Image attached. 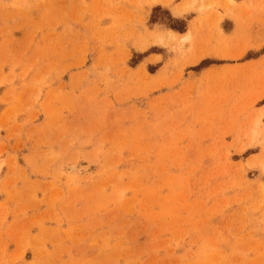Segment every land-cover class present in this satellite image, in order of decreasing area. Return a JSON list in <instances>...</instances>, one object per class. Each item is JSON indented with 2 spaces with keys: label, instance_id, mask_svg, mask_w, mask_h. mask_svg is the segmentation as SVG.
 <instances>
[{
  "label": "rangeland",
  "instance_id": "1",
  "mask_svg": "<svg viewBox=\"0 0 264 264\" xmlns=\"http://www.w3.org/2000/svg\"><path fill=\"white\" fill-rule=\"evenodd\" d=\"M176 1L0 0V264H264V0Z\"/></svg>",
  "mask_w": 264,
  "mask_h": 264
},
{
  "label": "crops",
  "instance_id": "2",
  "mask_svg": "<svg viewBox=\"0 0 264 264\" xmlns=\"http://www.w3.org/2000/svg\"><path fill=\"white\" fill-rule=\"evenodd\" d=\"M183 0H178V1H176L175 2V4H180L181 2H182ZM163 8V7H162ZM151 13H152V10H151V12H150V15H151ZM174 17V16H173ZM174 18H176V19H180V18H177V17H174ZM232 33V34H231ZM233 33H234V30H231V31H229V33H227L228 35H233ZM154 54H151V55H149L147 58H145V60H147V59H149L150 57H152ZM155 55H157V56H162L161 54H155ZM163 57V56H162ZM162 60H163V58H162ZM149 64V63H148ZM147 64V65H148ZM164 66H162L160 69H159V71L163 68ZM158 71V72H159Z\"/></svg>",
  "mask_w": 264,
  "mask_h": 264
},
{
  "label": "trees",
  "instance_id": "3",
  "mask_svg": "<svg viewBox=\"0 0 264 264\" xmlns=\"http://www.w3.org/2000/svg\"><path fill=\"white\" fill-rule=\"evenodd\" d=\"M173 29H174V30H177V31H181V32H183V29H181V28L173 27ZM205 62H206V61L202 62V64H201L199 67H202L203 64H204Z\"/></svg>",
  "mask_w": 264,
  "mask_h": 264
},
{
  "label": "bare ground",
  "instance_id": "4",
  "mask_svg": "<svg viewBox=\"0 0 264 264\" xmlns=\"http://www.w3.org/2000/svg\"><path fill=\"white\" fill-rule=\"evenodd\" d=\"M185 7H186V6H185ZM183 10H185V8H184V7H183L182 11H183ZM170 34L172 35V33H170ZM170 37L172 38V36H170ZM263 111H264V110H263ZM72 169H73V167H72Z\"/></svg>",
  "mask_w": 264,
  "mask_h": 264
}]
</instances>
